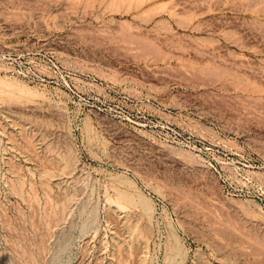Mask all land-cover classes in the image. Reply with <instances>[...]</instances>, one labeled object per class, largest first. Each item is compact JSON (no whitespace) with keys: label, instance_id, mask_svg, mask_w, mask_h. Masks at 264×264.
I'll return each instance as SVG.
<instances>
[{"label":"rangeland","instance_id":"1","mask_svg":"<svg viewBox=\"0 0 264 264\" xmlns=\"http://www.w3.org/2000/svg\"><path fill=\"white\" fill-rule=\"evenodd\" d=\"M0 264H264V0H0Z\"/></svg>","mask_w":264,"mask_h":264}]
</instances>
